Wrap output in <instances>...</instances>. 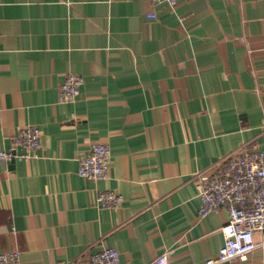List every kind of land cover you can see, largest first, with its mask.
Wrapping results in <instances>:
<instances>
[{"label": "crops", "instance_id": "crops-1", "mask_svg": "<svg viewBox=\"0 0 264 264\" xmlns=\"http://www.w3.org/2000/svg\"><path fill=\"white\" fill-rule=\"evenodd\" d=\"M64 74L82 80L74 102L59 100ZM26 126L41 146L0 161V253L215 258L228 214L198 218L193 176L264 151V0H0V151ZM94 143L111 159L97 181L77 173ZM100 191L122 203L97 207ZM222 264H264V251Z\"/></svg>", "mask_w": 264, "mask_h": 264}, {"label": "built area", "instance_id": "built-area-1", "mask_svg": "<svg viewBox=\"0 0 264 264\" xmlns=\"http://www.w3.org/2000/svg\"><path fill=\"white\" fill-rule=\"evenodd\" d=\"M150 1L165 3L170 7L177 3V0ZM81 84L80 77L64 74L59 89L60 102H74L80 95ZM40 146V130L35 126H26L13 138L12 151H0V161L11 162L28 158L34 155ZM110 162L108 146L94 143L79 159L77 173L87 180L105 179ZM193 179L200 200L198 218L220 209H224L228 214V221L221 228L224 241L217 256L205 259L199 264L243 261L257 249L264 251V151L244 145L223 157L219 163L198 171ZM122 200L121 195L112 191H100L96 195V205L99 208H116ZM0 264H21L19 253H0ZM68 264L123 263L117 250L104 248L85 257L79 256ZM154 264H168L167 253L158 257Z\"/></svg>", "mask_w": 264, "mask_h": 264}]
</instances>
